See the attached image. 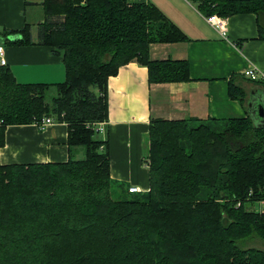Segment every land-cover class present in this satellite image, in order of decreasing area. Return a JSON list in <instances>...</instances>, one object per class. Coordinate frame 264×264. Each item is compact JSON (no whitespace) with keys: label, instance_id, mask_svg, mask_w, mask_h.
I'll return each mask as SVG.
<instances>
[{"label":"trees","instance_id":"16d2710c","mask_svg":"<svg viewBox=\"0 0 264 264\" xmlns=\"http://www.w3.org/2000/svg\"><path fill=\"white\" fill-rule=\"evenodd\" d=\"M206 16L264 13V0H191ZM39 42L61 55L66 79L20 83L0 66V152L9 125L52 116L69 128L67 161L3 164L0 264H264V126L250 117L151 120L150 189L112 197L108 79L137 61L150 82L188 81L186 59L153 60V42H180V29L152 3L44 0ZM160 21L155 31L153 24ZM14 43H32L31 26ZM51 88L56 95L47 100ZM230 95L246 104L243 87ZM83 148L84 156L76 157ZM242 201L236 206L237 201Z\"/></svg>","mask_w":264,"mask_h":264},{"label":"crops","instance_id":"0c3cea01","mask_svg":"<svg viewBox=\"0 0 264 264\" xmlns=\"http://www.w3.org/2000/svg\"><path fill=\"white\" fill-rule=\"evenodd\" d=\"M129 1L154 4L182 31L186 37L183 41L151 43L150 57L186 59L191 77L188 81L152 83L148 67L130 61L108 79V120L101 122L100 127L102 138L108 141L111 177L122 187L137 186L140 192H147L152 119L224 121L247 117L249 100L254 95H264V82L244 75L251 66L264 71V13L217 15L226 21L224 36L191 0ZM43 2L0 0V44L6 49L7 66L20 83H56L66 79L62 56L39 42V26L46 19ZM26 24L31 26L32 43H14L21 35L8 32L19 31ZM232 80L245 89V105L231 97ZM68 135L65 122H56L44 130L34 123L9 125L1 162L67 161ZM75 151L76 157L84 156L83 148Z\"/></svg>","mask_w":264,"mask_h":264},{"label":"built area","instance_id":"2783aa9c","mask_svg":"<svg viewBox=\"0 0 264 264\" xmlns=\"http://www.w3.org/2000/svg\"><path fill=\"white\" fill-rule=\"evenodd\" d=\"M219 16V15H218ZM217 15H213V16H209L208 17V21L214 25L219 32L226 36L227 34V24L226 21L224 19L219 18ZM8 64V60L6 58V49L5 46L3 44H0V66H5ZM244 75H246L247 77H249L250 79L254 80V81H262L264 82V71H261L259 69H257L256 67H248L247 69H245L244 71ZM53 122L52 117H44L42 119L41 122L36 123V125L40 128H47L48 125H50ZM99 123L97 126H99L97 128V130L99 131V133H102V127H100ZM129 191L131 193H137L140 192V189L137 186H131L129 187ZM250 201H254L252 203H257L256 205L252 206L249 205L251 207V209L256 210L258 212H264V198L260 199V200H253L252 198H249ZM242 204V201L238 200L237 201V206H240Z\"/></svg>","mask_w":264,"mask_h":264},{"label":"rangeland","instance_id":"374dc122","mask_svg":"<svg viewBox=\"0 0 264 264\" xmlns=\"http://www.w3.org/2000/svg\"><path fill=\"white\" fill-rule=\"evenodd\" d=\"M161 22L160 21H157L153 24L154 26V30L156 31L158 28H159V24ZM154 43V42H153ZM155 43H158V42H155ZM151 46V44H150ZM150 53V52H149ZM56 95V89L55 88H51L48 92V95H47V100L50 102L51 101V98ZM49 117H52V116H49ZM53 119V122L51 124H54L56 122H60V121H57L54 117H52ZM36 124V123H35ZM50 124V125H51ZM48 125V126H50ZM40 130H44V128H40L38 127ZM103 133H99L98 134V137L102 138L103 137ZM144 192H137V193H131L129 191V188H125V187H118L117 185H113V188L111 189V194H112V197H114L116 200L118 199H126V198H132V197H135L139 194H142ZM250 204H248V207L249 205H256L257 203H252L254 201H248ZM236 206H237V203H236ZM251 209V207H250ZM245 246H254V247H259L261 249H264V241L259 239V238H252V239H249L248 241H246L245 243Z\"/></svg>","mask_w":264,"mask_h":264},{"label":"water","instance_id":"95a60500","mask_svg":"<svg viewBox=\"0 0 264 264\" xmlns=\"http://www.w3.org/2000/svg\"><path fill=\"white\" fill-rule=\"evenodd\" d=\"M252 97L248 102L249 115L256 125L264 126V95Z\"/></svg>","mask_w":264,"mask_h":264}]
</instances>
